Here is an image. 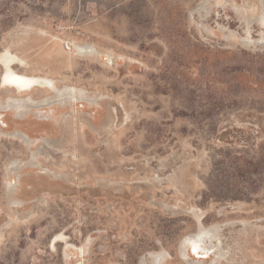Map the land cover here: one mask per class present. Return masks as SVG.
<instances>
[{
  "label": "rangeland",
  "instance_id": "obj_1",
  "mask_svg": "<svg viewBox=\"0 0 264 264\" xmlns=\"http://www.w3.org/2000/svg\"><path fill=\"white\" fill-rule=\"evenodd\" d=\"M261 8L0 0L8 68L85 91L0 110V264H264Z\"/></svg>",
  "mask_w": 264,
  "mask_h": 264
},
{
  "label": "bare ground",
  "instance_id": "obj_2",
  "mask_svg": "<svg viewBox=\"0 0 264 264\" xmlns=\"http://www.w3.org/2000/svg\"><path fill=\"white\" fill-rule=\"evenodd\" d=\"M256 18H258L260 25L264 27V8H261ZM249 23L250 22H248L247 27H249L248 26ZM261 33L264 34V31H262ZM260 41L264 42V35H262ZM12 60L13 57H11L10 54L7 52H3L0 55V64L5 67V69L3 67L4 71L0 78L1 79L0 85L2 87L6 89H11L16 93H21L23 91H28L32 89L34 86H38V87L46 86L48 89L51 90V98H56L60 100L67 98L68 101H71L75 99H82L83 97H85V91H82L81 89L77 90L78 88L77 89L71 88L69 93L67 92V90H65L66 86L64 88L53 87L47 78L44 79V78L36 77L34 75H25L22 73H18L14 70H11L10 67L8 68V65L10 64V62H13ZM42 101H46V99H43ZM37 102L40 101L31 98L28 94L22 95L21 93L18 96H8L4 100H0V110H6V109L17 110L20 108L30 106L31 104L33 105ZM14 134L15 133H12V135ZM210 228H205L202 225H200L198 226L195 232L188 234L184 237V240H188L190 241V243L191 241H195V243L192 244V251L194 253H203V257L208 256L209 250L207 251L205 249L206 246H203L201 244V237L211 232ZM151 257L152 258L150 259L152 261V264H158L162 259L160 253H157L156 255L153 254Z\"/></svg>",
  "mask_w": 264,
  "mask_h": 264
},
{
  "label": "trees",
  "instance_id": "obj_3",
  "mask_svg": "<svg viewBox=\"0 0 264 264\" xmlns=\"http://www.w3.org/2000/svg\"><path fill=\"white\" fill-rule=\"evenodd\" d=\"M247 163L250 164V163H252V161H247ZM256 164H260V165H263L264 166V154L261 155V157L259 158V160H257V163H255V165Z\"/></svg>",
  "mask_w": 264,
  "mask_h": 264
},
{
  "label": "water",
  "instance_id": "obj_4",
  "mask_svg": "<svg viewBox=\"0 0 264 264\" xmlns=\"http://www.w3.org/2000/svg\"><path fill=\"white\" fill-rule=\"evenodd\" d=\"M263 42V41H262Z\"/></svg>",
  "mask_w": 264,
  "mask_h": 264
}]
</instances>
